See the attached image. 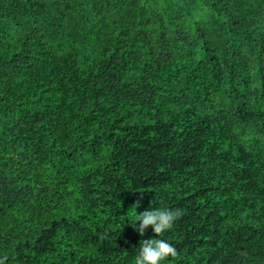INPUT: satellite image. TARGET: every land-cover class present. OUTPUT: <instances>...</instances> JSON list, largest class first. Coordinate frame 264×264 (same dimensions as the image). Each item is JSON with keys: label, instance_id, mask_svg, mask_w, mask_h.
Wrapping results in <instances>:
<instances>
[{"label": "trees", "instance_id": "obj_1", "mask_svg": "<svg viewBox=\"0 0 264 264\" xmlns=\"http://www.w3.org/2000/svg\"><path fill=\"white\" fill-rule=\"evenodd\" d=\"M154 198L264 264V0H0V264H134Z\"/></svg>", "mask_w": 264, "mask_h": 264}, {"label": "clouds", "instance_id": "obj_2", "mask_svg": "<svg viewBox=\"0 0 264 264\" xmlns=\"http://www.w3.org/2000/svg\"><path fill=\"white\" fill-rule=\"evenodd\" d=\"M159 202L154 198L149 207L140 214H135L130 219V226L140 236L151 228L155 238L139 241V247L135 249L134 264H165L170 257L177 255L176 248L166 239L156 238L162 236L171 229L174 221L180 216L178 210L158 206ZM139 206V201L133 208ZM139 222L138 224L136 222Z\"/></svg>", "mask_w": 264, "mask_h": 264}]
</instances>
